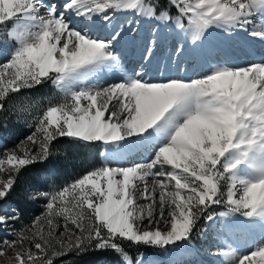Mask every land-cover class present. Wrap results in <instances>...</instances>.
<instances>
[{
    "label": "snow or ice",
    "instance_id": "1",
    "mask_svg": "<svg viewBox=\"0 0 264 264\" xmlns=\"http://www.w3.org/2000/svg\"><path fill=\"white\" fill-rule=\"evenodd\" d=\"M0 26V114L11 94L49 83L60 94L31 134L0 149V227L20 219L6 205L23 174L48 179L36 166L55 165L61 138L108 154L61 187L38 182L27 192L44 212L0 241V257L12 250L15 264H57L114 252L121 264H154L141 247L199 257V222L231 218L229 232L255 246L241 252L224 241L206 254L216 264H264V0H0ZM210 29L236 42L223 55L242 63L153 75L204 50ZM7 133L0 122V140ZM137 153L148 158L111 164Z\"/></svg>",
    "mask_w": 264,
    "mask_h": 264
},
{
    "label": "rangeland",
    "instance_id": "2",
    "mask_svg": "<svg viewBox=\"0 0 264 264\" xmlns=\"http://www.w3.org/2000/svg\"><path fill=\"white\" fill-rule=\"evenodd\" d=\"M55 2V0H53ZM173 12L175 10L173 9ZM120 17V14H118ZM129 16L125 17L127 19ZM124 20V18H123ZM122 20V21H123ZM3 27V26H0ZM10 31V27L7 29ZM3 35L0 34V39H3ZM214 46L211 41L207 38V45L204 50L193 51L195 56L205 55L208 64L210 67L215 66L218 58L213 53ZM60 100V94L56 91V89L49 83L44 84L36 89L32 90H24L21 94H11L8 98V111L0 114V122H6L8 125V133L0 140V149H3L4 146L9 148L15 146L18 142L25 139V137L31 134L35 130V117L39 115L48 105L49 101L57 102ZM27 109V110H25ZM102 150L100 151L99 160L93 159L94 153L90 154L89 160L86 158V162L88 164L82 165L80 170H84L87 166L91 168L102 166L106 160L104 158L107 153L105 147L100 144ZM63 155L66 157V149H71L75 153L79 151V145L76 142L73 144L65 145L63 148ZM130 158V159H129ZM126 160L120 161L118 157H113L111 159V164L116 166L117 164L128 163V162H136L146 160L148 158V153H139L138 155L131 156ZM115 161V162H113ZM90 168V169H91ZM63 174L61 178H55V171H46L42 172L40 175H47L48 179L46 180H37L36 174L35 179L31 181H26L23 179L21 184V189L18 192V195L15 196L16 199L10 198L6 208L7 215H12V209L17 211V214L20 216L19 220H10L6 227H0V241L5 238H11L9 233L12 231H19L25 227H30L33 223V218L40 216L44 212V203L42 200H29L27 199V192L33 190L34 186L39 182L43 186L47 187L51 190L52 185L55 184L56 187L63 186L66 182H70L72 180L65 179L67 169H63ZM19 207L27 210L26 215L21 217ZM217 211H223L224 209L221 206H214ZM36 210H38L36 212ZM2 214V213H0ZM241 219V218H238ZM217 224L215 226L208 225V222L205 221L204 226L207 228V232L203 239L197 238L195 240L196 247L201 250V255L199 257L188 256L187 261H172L171 253L168 251L156 249V248H145L143 253L146 258L154 261V264H188L191 259H198L203 262V264H216L221 258L213 257L206 254L205 250L215 249L217 247H221L223 242L225 241L224 235H228L229 228L233 225L231 224V218H218ZM203 222V219L199 222V225ZM221 232V233H220ZM231 240L227 241L228 243L234 244L239 251L247 252L255 245L248 246L247 248L242 247V245L237 244L234 238H230ZM236 242V243H235ZM29 242H25L24 247H29ZM23 250V249H21ZM0 264H15L14 262V253L12 250H8L7 257H0Z\"/></svg>",
    "mask_w": 264,
    "mask_h": 264
},
{
    "label": "trees",
    "instance_id": "3",
    "mask_svg": "<svg viewBox=\"0 0 264 264\" xmlns=\"http://www.w3.org/2000/svg\"><path fill=\"white\" fill-rule=\"evenodd\" d=\"M174 13V12H173ZM73 144L72 141L66 139V138H61L58 142L55 143V151L57 152L56 156V163L55 165L48 164V165H37L36 166V172L41 174L42 172L46 171H55V178H61V175L63 174V169H67V172L65 174L66 178L65 179H70L73 180L80 175L84 174L86 171H88L91 167L87 166L84 170H80L82 165L88 164L86 162V158L89 160L90 154L94 153L93 159L99 160L100 158V151L102 150V147L100 144H80L79 145V151L78 153H75L71 149H66L64 151L66 153V157L63 155V148L65 145H70ZM92 158V157H91ZM24 180L31 181L35 179V173L33 172H25L23 174ZM19 189L16 190V192L11 196L12 199H16L15 196L18 195ZM20 215L23 217L26 215L27 211L23 209L22 207H19ZM38 210H36L37 212ZM205 221L200 224V226H204ZM129 253L135 257L137 253L136 248H128ZM140 252L145 251L144 247H141L139 249ZM57 264H121V258L115 254L114 252H108L103 254V257L98 259L95 254L89 255V256H77L75 254H68L65 257L60 258L57 261Z\"/></svg>",
    "mask_w": 264,
    "mask_h": 264
},
{
    "label": "bare ground",
    "instance_id": "4",
    "mask_svg": "<svg viewBox=\"0 0 264 264\" xmlns=\"http://www.w3.org/2000/svg\"><path fill=\"white\" fill-rule=\"evenodd\" d=\"M132 15H133L132 13H120V19L122 21L123 18L125 19V17H127V16L131 17ZM147 27H148V25L144 26L145 33L147 32ZM209 31L212 33V35L208 37V40L213 43V46H214L213 53L218 58V60H227L230 64L243 62V60L238 61L231 56H224L223 55V51L225 49L231 50L232 46L236 43L235 41L228 40L227 37L224 34H222L219 30L210 29ZM168 42H169V44H171L173 42L171 37L168 38ZM252 44H253V48H254L255 53L259 54V52L261 50L260 43L258 41H253ZM209 69H210V66L208 64V60L204 54L201 56H195L193 51H189L188 54L183 58V61L181 62L180 65L169 66L167 69H165L161 73H156L155 69H153V75L154 76L159 75L162 77H166L169 75H171V76L179 75V76H183V77H194V76L203 75ZM138 154L139 153H137L135 155H138ZM135 155H133V156H135ZM104 158H105V160L108 159L107 153L105 154ZM111 159H113V158H111ZM113 162H115V161H113ZM217 222L218 221H216L213 224V226H215V224H217ZM213 226L211 225V227H213ZM223 236L225 237V241L231 240L230 239L231 237L234 238V240L237 242V244L242 245V247L244 246V248H247L248 246L253 245V244L247 243L244 240L243 235L239 230H235L234 232H231V233L229 232L228 235L223 234ZM170 253H171V257H172L171 259H173L172 261H180L181 262V261L186 260L188 257V255H181L179 251L170 252Z\"/></svg>",
    "mask_w": 264,
    "mask_h": 264
}]
</instances>
